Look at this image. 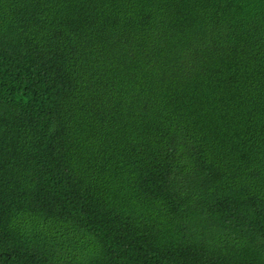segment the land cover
Returning a JSON list of instances; mask_svg holds the SVG:
<instances>
[{"label": "trees", "instance_id": "obj_1", "mask_svg": "<svg viewBox=\"0 0 264 264\" xmlns=\"http://www.w3.org/2000/svg\"><path fill=\"white\" fill-rule=\"evenodd\" d=\"M0 264H264V0H0Z\"/></svg>", "mask_w": 264, "mask_h": 264}]
</instances>
